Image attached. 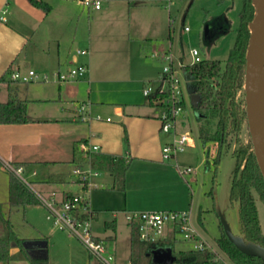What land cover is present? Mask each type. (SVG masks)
<instances>
[{
    "label": "rangeland",
    "instance_id": "374dc122",
    "mask_svg": "<svg viewBox=\"0 0 264 264\" xmlns=\"http://www.w3.org/2000/svg\"><path fill=\"white\" fill-rule=\"evenodd\" d=\"M90 1L92 0H86L80 7L77 5L83 11L85 19L99 13L91 11ZM242 4L243 0H113L115 15L112 16L107 27L97 30L99 41L105 47L101 59L94 62L99 83L96 87L88 84L86 75L85 78L69 79L61 84L62 98L69 97L75 92L77 96H80V99H75L77 102L74 105L78 106L77 108L83 107L89 113L86 115L87 117L93 119L100 117L103 121H110L111 119L105 115L90 111L92 104L90 101L107 97L115 102L131 104L127 107L129 110L154 114L160 123L159 118L164 111L163 107L156 103L148 105V97L143 95V90L150 88L154 91L162 77L163 66L172 68L174 77L180 82L184 102L183 109L175 121V132L189 136L192 143L183 152H178L170 161H163L171 167H161L160 170L164 171V175L151 184L147 191L161 197H163L162 195L167 198L171 197L173 198L171 201L179 200L182 196V201L186 202L185 209L191 211L192 226L215 249H217L215 242L220 236L219 212L224 214L232 233L241 236L239 206L237 202L229 200L235 165L232 153L239 146L249 143L250 138L247 125L243 122L237 135L230 134L228 136L217 165L213 164L215 144H207L210 156L208 159L206 158L207 146L198 138V116L191 106L188 80L181 70V65L192 64L194 58L191 51L196 50L201 60H219L224 67L238 34ZM53 6L56 8V5ZM218 18L226 20L224 32L205 41L204 28ZM81 26L82 30L78 29V33L84 32L86 35V27ZM185 27L189 30L184 31ZM66 28L67 35L72 36L76 29V21L66 23ZM67 35L66 37H68ZM94 37H96V31ZM77 51L85 50L81 46H73L71 60L77 56ZM80 57L81 62L86 59V56ZM166 57L171 58V63L165 60ZM79 63L63 68L60 73L67 74L70 69L81 65ZM30 68L39 76L46 75L48 80L34 79L28 83L14 82L18 89V96L27 98L29 113L32 116L43 118L46 114L54 112L58 104L67 107L69 104L66 101L60 103L52 101L57 98V71L45 74L36 71L33 66ZM27 72L26 68L20 74L26 75ZM90 89L93 91L91 90L92 94L89 99ZM5 93V89H2L1 100L5 99ZM37 98H42L44 101H38ZM237 102L241 107L244 106L243 90L239 92ZM64 116L66 115L63 113L61 118ZM87 128V124L77 119V129L85 130ZM165 140H170L169 134H163L161 153ZM77 148L79 152V144ZM176 165L182 168L190 167L193 172L182 176L177 171ZM29 166L30 168H26L24 178L31 183L34 191L40 193L44 198H48L36 184L48 168L42 163H33ZM69 166L70 169L73 168L72 165ZM78 167L85 169L78 165H75L74 169ZM132 167H136V164H133ZM32 171H35L36 175L32 176ZM176 175L185 186L177 181ZM105 177H109L108 173H99L97 177L91 179V182L101 181ZM97 187L93 188L88 196L94 191L103 190L99 184ZM252 195L257 208L261 233L264 236V204L254 191H252ZM163 199L166 198L163 197ZM1 215L0 238L5 235L4 220L8 219L12 231L18 239L48 238V264H88L89 253L66 230L52 224L49 211L43 204L14 209L3 217ZM110 215V212L101 211L98 220H94L93 217L91 220L92 234L96 237V233H102L100 239L109 249L113 246L114 239L110 240L106 237L117 235L115 239L116 260H113L111 264H129V225L127 226L121 215L120 219L123 223L118 222L116 232L109 227L105 228L104 222L112 221ZM173 239H175L173 241L174 251L190 250L191 244L184 241L181 235L175 234ZM24 242L18 245L17 242L12 241L9 261L0 264H31L30 256H26L22 252ZM167 243H169L168 240ZM36 244L42 246V242ZM220 254L224 258L221 252ZM226 262L233 264L228 260ZM92 264L99 263L97 260H93Z\"/></svg>",
    "mask_w": 264,
    "mask_h": 264
},
{
    "label": "crops",
    "instance_id": "0c3cea01",
    "mask_svg": "<svg viewBox=\"0 0 264 264\" xmlns=\"http://www.w3.org/2000/svg\"><path fill=\"white\" fill-rule=\"evenodd\" d=\"M40 1L50 5L49 12L33 6L30 0H0V15L4 18L3 22L0 23V78H6L13 72H24L26 68L30 71L32 66L40 73L52 74L55 71L60 73L63 68L80 62L79 64L87 69L88 84L96 87L99 81L95 73L94 62L101 59L105 48L99 41L97 30L107 27L112 16L115 15L113 0L103 2L100 10L95 11L91 8V11L99 13L86 19L83 11L79 8L82 5V0ZM53 5H56V8ZM69 21H76V29H74L75 32L72 36L67 35L66 23ZM80 24L86 27V35L84 32L78 33V29L82 30ZM95 31L96 37H94ZM75 45L81 46L86 53L78 54L76 52L77 56L71 60V52ZM80 56H86V59L81 62ZM62 83H56L58 86L57 98L52 101L59 103L66 101L69 104L67 107L57 103L58 107L55 111L46 114L43 118L32 116L27 110L30 119L27 124L0 125L1 163L5 161L22 165L25 171L26 168H30L29 164L42 163L46 165L47 171L43 173L36 184L40 191L48 197L54 195L53 197L57 201H62L80 189L77 178L73 174L76 164L72 163V159L75 147L78 151L76 145L86 142L98 146V154L116 156L127 160L129 164L123 192L111 189L113 178L108 172L103 173H108L109 177L95 182L103 190L94 191L88 196L90 208L94 212V220L100 218L98 216L101 211L110 212L112 217L110 222H113L114 228H109L116 232L118 224L122 222L120 216L122 215L125 219L127 212L185 211L186 202L182 201V196L179 200L171 201L173 199L171 197L167 198L162 195L166 198L163 199V197L147 191L151 184L164 175V171H161L160 168L171 167L163 162L161 153L163 134L160 133L158 117L147 112L129 110L127 107L131 104L115 102L107 97L98 100L93 98L94 101H90L92 103L90 111L105 115L111 120L97 121L89 117V121H82L87 124L88 128L85 130L77 129L79 113L78 106L74 104L77 99H80V96L73 92V95L62 98ZM14 86L16 85L12 84V87ZM2 89H5L6 93L5 99L1 100L0 98V101L5 102L9 94L6 80L0 82V97ZM91 90L88 95L89 99L93 91ZM17 97L27 103V98H21L18 94ZM68 99L70 101H67ZM36 100L44 101L42 98ZM132 105L135 104L132 103ZM63 113L66 116L61 118ZM83 114L88 115L89 113L84 110ZM166 142L168 141L165 140ZM133 164H136V167L133 168ZM69 165H72L73 168L70 169ZM82 166L85 167L86 165ZM33 172L36 175V172ZM99 173L102 172L99 171ZM176 179L185 186L177 175ZM8 199V173L0 168L2 217L15 209L9 207ZM110 222L105 221L104 227L107 228L106 223ZM129 226L130 257L131 227ZM96 235V238L101 240L100 235L102 233L98 232ZM106 238L114 239V244L111 245L110 249L105 247L107 253L116 260L115 239L117 235L114 234L113 237ZM168 239L172 238L169 237ZM20 240L22 242L31 241L23 243V254L30 256V258H46L48 262L49 241L47 237ZM39 242H42V246L36 244ZM88 264H91L89 256Z\"/></svg>",
    "mask_w": 264,
    "mask_h": 264
},
{
    "label": "trees",
    "instance_id": "16d2710c",
    "mask_svg": "<svg viewBox=\"0 0 264 264\" xmlns=\"http://www.w3.org/2000/svg\"><path fill=\"white\" fill-rule=\"evenodd\" d=\"M30 2L45 12H49L51 9L50 5L43 1L30 0ZM253 15L252 0H243L239 14L238 34L224 67L219 60H202L198 64L181 66L185 78L190 81L194 93L200 98L198 106L192 107L198 116V138L206 146L207 144H215L214 165L219 162L221 150L226 144L228 136L230 134L237 135L241 130L242 123L246 124L245 106L241 107L238 104L237 96L243 90L244 85L245 54L250 36L248 24L252 21ZM5 80L9 94L5 102L0 101V125L27 124L30 121L27 115V103L17 97V87H12L15 81L10 79V74L6 78H0V82ZM156 96L157 93L148 97L149 105L155 104ZM232 155L235 159V165L230 184L229 200L238 203L241 236L246 241L264 247V236L261 233L257 208L252 195V191H254L264 204V180L250 141L245 146H239ZM209 156L210 150L207 146L206 158L208 159ZM72 163L78 166L88 165L94 170L108 172L113 178L111 189L124 191L126 172L129 167L127 160L98 153L83 154L78 152L75 147ZM206 165L208 166V164ZM0 168H2L1 161ZM8 198L11 209H24L27 206L39 204L34 193L11 173H8ZM106 227L114 228L113 222L106 223ZM167 240L156 243L143 242L139 239L137 229L131 227L129 264H154L151 253L158 249L167 248L171 249L170 264H214L212 253L208 251L197 252L192 249L176 252L173 249L175 239ZM12 241L18 244L22 242L13 233L9 221L5 220V235L0 238V263L9 261L10 243ZM215 244L233 264H264L262 260L246 256L238 251L224 235L221 225L220 236ZM89 257L92 264L95 259L90 255ZM29 260L31 264H48L46 258H30Z\"/></svg>",
    "mask_w": 264,
    "mask_h": 264
},
{
    "label": "built area",
    "instance_id": "2783aa9c",
    "mask_svg": "<svg viewBox=\"0 0 264 264\" xmlns=\"http://www.w3.org/2000/svg\"><path fill=\"white\" fill-rule=\"evenodd\" d=\"M107 0H92L90 1L93 10H100L102 3ZM86 0H82L85 3ZM4 14V13H2ZM4 18L0 15V23ZM187 27L184 31H188ZM78 54H85L86 51H77ZM194 58L192 64H198L202 60L198 57L196 50L191 51ZM166 61L171 63V58L166 57ZM182 66V65H181ZM87 69L80 65L74 69H70L67 74L57 73V82H66L69 79H79L85 77ZM25 74L13 72L10 79L15 82L28 83L31 80H48L46 75L39 76L33 71H28ZM157 93L154 103L163 107V112L160 116V132L169 134L170 140L162 147V158L164 161H170L178 152H183L185 148L192 143V139L185 134H177L175 132V121L183 109V98L180 88V82L174 77L172 68L170 66H163L162 77L159 81L158 87L153 91L150 88L143 90L145 97H152ZM84 108L79 107V119L81 121H89L90 118L83 114ZM97 121H101L100 117H96ZM109 121V120H108ZM79 152L97 153L99 147L90 145L89 143H80ZM82 166V165H80ZM84 167V166H83ZM2 168L7 172L13 174L26 187H28L37 198L38 202L43 204L49 211L52 224L58 226L68 232L74 237L89 253L91 257L97 260L100 264H111L114 260L113 256L106 251L105 244L102 240L97 239L91 231V220L94 212L91 210L88 202V193L97 188L91 179L99 175V171L92 169L88 165L85 169L76 168L73 174L77 178L79 191L74 193L62 201H57L52 197L44 198L40 193L33 190L31 183L25 178V168L22 165H15L11 162H2ZM177 171L180 175L185 176L193 172L190 167H180L176 165ZM32 175H35L33 172ZM190 210L185 211H132L125 214V219L131 227H135L139 234V239L146 243H156L165 241L169 237L174 238L175 234L181 235L184 241L191 244V248L197 252H210L214 255V264H227L229 259L217 248H213L206 242L192 226L190 222ZM220 252L224 255L221 256Z\"/></svg>",
    "mask_w": 264,
    "mask_h": 264
},
{
    "label": "water",
    "instance_id": "95a60500",
    "mask_svg": "<svg viewBox=\"0 0 264 264\" xmlns=\"http://www.w3.org/2000/svg\"><path fill=\"white\" fill-rule=\"evenodd\" d=\"M252 4L254 15L248 24L250 36L245 54L243 94L250 143L264 180V0H252ZM207 33L208 27L206 25L203 32L205 40L210 39ZM188 86L191 106L197 107L200 98L194 93L190 81H188ZM218 217L224 235L238 251L264 262V247L246 241L240 235L233 234L224 214L219 212ZM171 258L170 248L158 249L151 253L154 264H170Z\"/></svg>",
    "mask_w": 264,
    "mask_h": 264
},
{
    "label": "flooded vegetation",
    "instance_id": "af4514ba",
    "mask_svg": "<svg viewBox=\"0 0 264 264\" xmlns=\"http://www.w3.org/2000/svg\"><path fill=\"white\" fill-rule=\"evenodd\" d=\"M225 24H226V20L224 18H218V19L214 20L212 23H210L209 25H207V27H208V33H207L208 38L210 37V39H211L213 36L223 33L224 32L223 29H224ZM209 40H205V41H209Z\"/></svg>",
    "mask_w": 264,
    "mask_h": 264
}]
</instances>
